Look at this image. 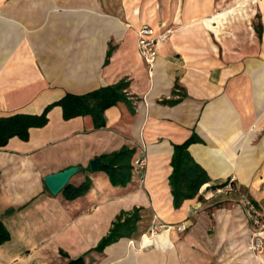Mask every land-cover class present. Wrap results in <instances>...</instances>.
Returning a JSON list of instances; mask_svg holds the SVG:
<instances>
[{"label": "crops", "instance_id": "0c3cea01", "mask_svg": "<svg viewBox=\"0 0 264 264\" xmlns=\"http://www.w3.org/2000/svg\"><path fill=\"white\" fill-rule=\"evenodd\" d=\"M144 23L172 30L151 77L136 45ZM121 79L135 113L119 102L95 129L90 116L64 121L57 106L27 141L13 137L0 148L8 232L0 264H264V230L255 229L246 199L264 224V0H0V117L40 115L66 93ZM192 135L203 143L188 151L211 183L199 192L204 199L176 209L173 146ZM124 146L147 154V170L113 186L90 162ZM77 165L69 184L89 179L87 193L52 195L44 177ZM235 188L245 189L238 204L218 198ZM216 203L223 206L209 210ZM134 209L135 232L97 251L116 218ZM154 222L165 229L142 238Z\"/></svg>", "mask_w": 264, "mask_h": 264}, {"label": "trees", "instance_id": "16d2710c", "mask_svg": "<svg viewBox=\"0 0 264 264\" xmlns=\"http://www.w3.org/2000/svg\"><path fill=\"white\" fill-rule=\"evenodd\" d=\"M257 34L262 33L260 23L255 25ZM113 47L109 49L104 60V65L110 61ZM129 82L127 79H121L118 82L100 87L86 94L76 95L66 93L60 100L47 105L40 115L29 114H14L8 117H0V148L5 147L8 141L17 137L20 140L27 141L29 138V130L31 128L44 127L48 122V113L54 107H60L62 110V118L68 121L77 117L90 116L93 120L95 129H100L105 126L104 113L107 109L123 102L127 105L131 113H135V105L129 100L127 92ZM203 143L200 138L192 135L180 145L173 146V154L170 165L172 167L169 176V186L173 199L174 208L178 209L181 204L188 199H202L199 192L205 184L211 183V179L205 169H203L191 157L188 148L191 144ZM135 148L126 146L117 151L100 156V159L105 166L102 170L107 174L110 183L113 186H124L130 180L135 172L142 176L143 171H138L135 166V160L138 158ZM226 183L212 184L209 189L216 190ZM233 183H231L232 185ZM91 186L89 179H86L81 185L73 187L68 184L62 191L63 196L67 200L76 199L87 193ZM249 203L258 210L257 204L251 200ZM123 213L116 218L108 235L103 238L95 248L97 251H102L103 248L113 242H116L121 237H129L136 230V223L140 219L138 209L128 213L122 220ZM8 239V232L0 223V243ZM67 264H86L83 257L71 259Z\"/></svg>", "mask_w": 264, "mask_h": 264}, {"label": "built area", "instance_id": "2783aa9c", "mask_svg": "<svg viewBox=\"0 0 264 264\" xmlns=\"http://www.w3.org/2000/svg\"><path fill=\"white\" fill-rule=\"evenodd\" d=\"M171 33H172V30L170 28H167V29L159 28L158 29L146 23L142 24L136 30L137 51L140 57L142 58L145 66L147 67L150 77L153 75L152 69L157 60L158 47L169 39V36ZM140 155L135 160V166L138 171L139 170L143 171L141 168L143 166L144 156L142 153ZM247 204L249 205L250 211L253 214H257L255 211V208L248 201H247ZM255 223H258V221L255 220ZM164 227H165L164 225L154 222L149 228V230L147 231V233L142 235V238L152 237L156 235L158 232H160L161 229H163ZM179 229L184 230L185 226L181 225ZM258 239L256 240L255 247L261 246V242Z\"/></svg>", "mask_w": 264, "mask_h": 264}, {"label": "water", "instance_id": "95a60500", "mask_svg": "<svg viewBox=\"0 0 264 264\" xmlns=\"http://www.w3.org/2000/svg\"><path fill=\"white\" fill-rule=\"evenodd\" d=\"M104 166L105 163H103L101 159L98 157L94 158L90 162V169L92 171L101 169ZM81 170L82 167L77 165V166H70L62 171L47 174L43 179L44 185L52 195H58L69 184L70 179L74 175L78 174Z\"/></svg>", "mask_w": 264, "mask_h": 264}, {"label": "rangeland", "instance_id": "374dc122", "mask_svg": "<svg viewBox=\"0 0 264 264\" xmlns=\"http://www.w3.org/2000/svg\"><path fill=\"white\" fill-rule=\"evenodd\" d=\"M146 153H144V151H143V156H144V158H143V166H142V170L146 173V170H147V166H148V158H147V154L145 155ZM139 171H141V170H139ZM135 180L137 181V179L135 178ZM143 181V179L139 182L140 184H141V182ZM143 183V182H142ZM230 191V193H231V196L229 195V196H224V197H218L219 199H234L232 202H230V203H233V204H238V202H237V199H245V197H242L243 195L242 194H244V192H245V189H243V188H235L234 190H229ZM199 195H200V193H199ZM202 196V195H201ZM197 198V197H196ZM202 199H204L203 198V196H202ZM210 199H215V197H212V198H210ZM214 203V202H213ZM227 204V203H226ZM218 206L219 207H221V206H223L222 205V203L221 204H219V203H216V204H212V206H209V210L210 209H213V208H218ZM246 207V206H245ZM247 207H248V209L250 210V208H249V205L247 204ZM255 211H256V213L257 214H253L251 211V216H253L254 215V217H253V219H255V220H258V223H255V229H257V230H259L260 232H261V230H264V224H261V219H260V216H259V211L257 210V209H255ZM260 219V220H259ZM165 228H163V229H161V231L162 230H164ZM147 233V232H146Z\"/></svg>", "mask_w": 264, "mask_h": 264}]
</instances>
